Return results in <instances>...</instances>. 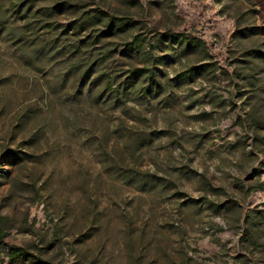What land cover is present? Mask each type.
Masks as SVG:
<instances>
[{"label": "rangeland", "instance_id": "374dc122", "mask_svg": "<svg viewBox=\"0 0 264 264\" xmlns=\"http://www.w3.org/2000/svg\"><path fill=\"white\" fill-rule=\"evenodd\" d=\"M63 1L36 6H54L48 20L62 26L77 16ZM80 2L128 23L108 42L117 53L107 66L122 74L142 65L119 54L137 35L159 58L164 91L89 113L82 81L48 47L32 64L15 38L0 36L4 243L46 264H264V0ZM37 19L27 53L51 35ZM188 39L204 51L185 52L179 43ZM193 66L205 72L182 76ZM106 120L110 142L116 125L150 139L136 164L168 191L118 190L99 164ZM6 148L23 161H6ZM0 264H10L2 245Z\"/></svg>", "mask_w": 264, "mask_h": 264}, {"label": "trees", "instance_id": "16d2710c", "mask_svg": "<svg viewBox=\"0 0 264 264\" xmlns=\"http://www.w3.org/2000/svg\"><path fill=\"white\" fill-rule=\"evenodd\" d=\"M44 0H0V36L7 35L15 38L20 46V51L25 58H29L32 64L39 58L41 49L51 50L50 59H60L64 64L65 73H71L75 79H80L79 95L81 103L89 107V113L94 108L105 111L125 105L132 96L137 99H155L164 91L165 84L159 79V58L153 55L149 44L139 36H130L120 46V55L128 59H138L142 65H129L121 73L109 68L106 60L117 53L116 49H109L110 40L124 37L129 32L128 23L122 19L111 16L99 9L84 10L81 0H64L62 5L73 14L77 15L66 25L59 26L48 20L56 14L54 6H36V3ZM38 18L37 22L43 23L48 29L50 37L42 41V45H35L32 52L27 53L25 46L31 36L38 37V30L29 23L31 19ZM60 29V30H59ZM34 32V33H33ZM71 41L64 45L63 39ZM33 39L30 44H33ZM185 52L202 53V42L188 39L179 43ZM45 47V48H44ZM27 55V56H26ZM59 61V60H58ZM204 67H190L182 76H198L204 73ZM84 91V92H83ZM81 98V97H80ZM74 102V99L71 100ZM87 102V103H86ZM106 108V109H105ZM74 108H70L72 111ZM91 116V115H89ZM120 120V118H119ZM63 127L70 126L69 118H62ZM103 145L99 149L104 158L99 161L100 167L107 176L117 183L119 191L132 189L142 193H156L163 195L168 191L165 182L141 172L138 168L136 156L143 154V148L150 142L146 135L133 139L131 134L124 133L118 125L114 126L117 137L110 142L108 137L109 123L102 121ZM3 157L9 162H22L20 152L6 148ZM187 173V172H186ZM208 207L215 210L217 207L210 203ZM0 218V245L5 247L10 264H46L37 254H31L22 247L4 243V231Z\"/></svg>", "mask_w": 264, "mask_h": 264}]
</instances>
